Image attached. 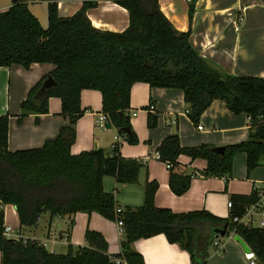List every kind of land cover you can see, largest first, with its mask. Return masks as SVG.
<instances>
[{"label":"trees","instance_id":"obj_1","mask_svg":"<svg viewBox=\"0 0 264 264\" xmlns=\"http://www.w3.org/2000/svg\"><path fill=\"white\" fill-rule=\"evenodd\" d=\"M115 1L127 9L129 16L128 26L121 32L92 25L87 9L97 0L83 2L69 16L59 15L56 2L49 1L46 28L25 0H13L0 11V67L54 65L20 101L18 118L35 114L37 121L39 114L48 112L50 97L60 99V113L68 118V124L40 147L10 151L8 115H0V204L15 206L20 226L35 225L37 216L45 212L70 217L78 211H95L121 224L120 252L109 254L103 235L89 229L84 233L87 246L73 250L68 245L65 253L50 252L36 239L7 238L3 235L2 207L0 264H145L133 243L157 234H163L171 244H179L189 254L190 264H206L213 235L224 226L245 241L256 264H264V230L233 223L230 218L241 216L240 209L224 218L206 210L178 213L157 207L155 180L144 183L140 206L121 207L114 195L103 189L102 179L112 176L119 183L136 182L143 161L123 157L119 144L108 151L98 147L71 153L76 137L74 124L85 111L80 103L83 89L98 90L101 113L117 134L129 143L137 141L128 113L129 92L135 82L182 90L187 115L197 127L201 113L215 99L224 101L229 111L244 113L249 119L247 138L224 145L222 153L208 144L182 146L176 133L167 135L156 152L168 165V185L174 194L184 193L193 175L179 169V155L205 159L206 176H228L235 154L245 153L249 173L264 153V77L232 75L211 66L191 45L189 30L176 29L161 12L157 0ZM193 6L194 0H189V17ZM47 76L56 84L43 90ZM155 124L156 117L150 115L147 126ZM125 128L131 133L123 131ZM256 199L253 192L249 198L238 200L250 203Z\"/></svg>","mask_w":264,"mask_h":264},{"label":"crops","instance_id":"obj_2","mask_svg":"<svg viewBox=\"0 0 264 264\" xmlns=\"http://www.w3.org/2000/svg\"><path fill=\"white\" fill-rule=\"evenodd\" d=\"M12 1L0 0V11L7 9ZM49 1L56 2L59 15L69 16L83 2L90 0H25L30 12L44 28L48 24ZM157 2L176 29L189 30L191 45L211 66L232 75L264 77V0H194L191 17L188 14L189 0ZM87 16L93 26L113 32L123 31L129 21L127 9L115 0H97L95 6L87 9ZM53 68L50 63H32L27 68L19 64L0 67V115H8L7 147L10 151L40 147L45 140L55 137L60 127L68 124V118L60 113L58 97L49 98L48 112L39 114L37 121L35 114L18 118L20 101L31 86ZM80 103L85 111L74 124L76 137L70 147L71 153L98 147L110 150L117 130L113 126L105 128L96 123L97 115L101 113L100 92L83 89ZM128 113L137 141L129 143L121 136L119 152L125 158L143 161L144 166L133 183H119L112 176L103 177V189L114 195L119 206H140L147 180L158 183L155 206L178 213L206 210L225 218L238 209L243 214L254 203L238 199L249 198L257 187L264 186V153L259 165L249 173L246 172L245 153L235 154L228 176H206L203 174L205 159L179 155V169L193 174L188 189L181 195L170 190L167 164L156 157L160 142L174 133L178 135L180 144L187 147L200 144L217 147L245 140L249 119L244 113H233L224 101L215 99L201 113L200 127H197L187 115L182 90L152 87L146 82H135L131 86ZM150 115L156 117L154 127L147 126ZM229 201L233 204L231 209L227 207ZM245 220L242 219L243 222ZM5 224L19 225L13 205L8 212L4 210ZM19 228L15 234L34 238L54 253H65L68 245L73 250L87 246L84 233L88 229L103 235L109 254L120 252L121 234L117 223L95 211H78L70 217L50 216L45 212L35 225H19ZM234 236L231 233L218 236L217 246L212 240L206 264H249L246 252ZM133 248L141 253L145 264H190L189 254L179 244L169 243L163 234L138 239L134 241Z\"/></svg>","mask_w":264,"mask_h":264},{"label":"built area","instance_id":"obj_3","mask_svg":"<svg viewBox=\"0 0 264 264\" xmlns=\"http://www.w3.org/2000/svg\"><path fill=\"white\" fill-rule=\"evenodd\" d=\"M132 115H135V113H132ZM108 122L107 116L104 113H99L96 118V123L98 125L104 126L105 123ZM200 127V126H198ZM122 140V137L120 135H115V142L112 144L111 147H114V145L119 144V142ZM156 157L159 159V154L156 153ZM167 164V163H166ZM168 166V165H167ZM255 194L257 196V199L252 205L248 206L245 210L244 213L241 216L238 215H232L231 216V221L235 224H244L249 227H255L259 229L264 230V186L261 188L257 187ZM2 204H0V208H2ZM227 207L229 209L232 208V202H227ZM119 211V209H117ZM41 218V215L37 216L36 221H39ZM246 218L245 222L242 221V219ZM119 233H122V227L121 224H117ZM12 228L9 225H4V230H3V235L7 238H14L16 239H26L25 237L21 235H15V233L12 235ZM235 234L233 231L230 232L228 231V234ZM218 232H215L213 235V245L217 246V238H218ZM22 237V238H21ZM34 239V238H32ZM246 257L249 259V264H256V257L254 253L250 250L249 252L246 253Z\"/></svg>","mask_w":264,"mask_h":264},{"label":"water","instance_id":"obj_4","mask_svg":"<svg viewBox=\"0 0 264 264\" xmlns=\"http://www.w3.org/2000/svg\"><path fill=\"white\" fill-rule=\"evenodd\" d=\"M56 84L55 80L51 76H47L46 79L42 83V89H47L51 86H54ZM105 128H110L111 124L109 122H106L104 125ZM127 134L131 133L130 128L123 129ZM215 151L222 153L224 151L223 146H217L215 147ZM15 207V206H14ZM219 236H224L225 234H228V230L226 226H224L222 229L217 230ZM234 239L239 242L243 250L247 253L250 251L249 246L245 243V241L237 234H235Z\"/></svg>","mask_w":264,"mask_h":264},{"label":"rangeland","instance_id":"obj_5","mask_svg":"<svg viewBox=\"0 0 264 264\" xmlns=\"http://www.w3.org/2000/svg\"><path fill=\"white\" fill-rule=\"evenodd\" d=\"M11 206L10 204H7L4 206V210L5 212H8L10 209H11ZM13 208V207H12ZM5 225H9L12 227V232L11 234L13 235L15 232H18V230L20 231V228H19V225L18 224H5ZM42 226V224H39ZM15 235H20L19 233H16ZM16 239V237H14ZM22 238V237H21ZM48 249H50L49 247H47Z\"/></svg>","mask_w":264,"mask_h":264}]
</instances>
